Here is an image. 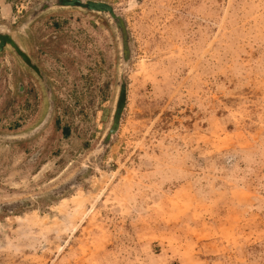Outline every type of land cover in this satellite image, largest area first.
<instances>
[{
  "label": "rangeland",
  "instance_id": "obj_1",
  "mask_svg": "<svg viewBox=\"0 0 264 264\" xmlns=\"http://www.w3.org/2000/svg\"><path fill=\"white\" fill-rule=\"evenodd\" d=\"M0 0V264H264V0Z\"/></svg>",
  "mask_w": 264,
  "mask_h": 264
},
{
  "label": "water",
  "instance_id": "obj_2",
  "mask_svg": "<svg viewBox=\"0 0 264 264\" xmlns=\"http://www.w3.org/2000/svg\"><path fill=\"white\" fill-rule=\"evenodd\" d=\"M79 8L81 10L103 14L110 19L113 25L120 51V75L116 92L113 110L110 117V124L97 147L96 152L103 154L116 135L126 104V83L124 73L133 58V50L129 40V33L124 19L108 4L89 0H54L43 3L33 14L36 16L43 11L51 9ZM11 48L17 56L18 61L39 78H43L40 69L32 63L29 56L23 50L20 42L15 40L9 33L0 30V55L6 48Z\"/></svg>",
  "mask_w": 264,
  "mask_h": 264
}]
</instances>
